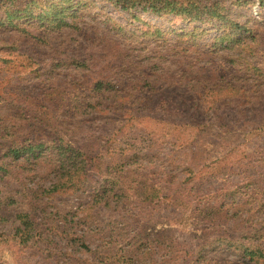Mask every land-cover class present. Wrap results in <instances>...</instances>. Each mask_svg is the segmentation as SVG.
I'll use <instances>...</instances> for the list:
<instances>
[{
	"label": "trees",
	"instance_id": "16d2710c",
	"mask_svg": "<svg viewBox=\"0 0 264 264\" xmlns=\"http://www.w3.org/2000/svg\"><path fill=\"white\" fill-rule=\"evenodd\" d=\"M101 1L132 18L138 10L173 14L188 27L173 31L171 43L155 27L149 41L175 50L188 38L180 46L185 59L197 54L222 61L209 62L203 77L174 95L169 89L175 83L147 94L144 82L133 98L115 65L97 64L105 57L91 51L87 37L78 47H84L83 58L68 48L63 58L48 51L44 58L54 63L43 79L1 86L8 98L0 107V264H264V142L247 144V138H264V23L249 27L218 0H0V51L14 48L11 35L78 28L86 17L102 14H91ZM237 2L264 11V0ZM209 31L214 37L195 45L192 39ZM192 60L182 69L195 66ZM63 63L80 76L72 89L64 88L71 91L66 98L58 82L50 85L53 67ZM75 84L80 90L73 93ZM142 121L154 124L152 133L130 137L143 138L147 154L159 141L155 125L159 133L179 136L172 141L164 134L168 146L186 134L160 163L177 170H160L148 159L142 165L138 155H128L125 129ZM177 178L194 189L159 194L150 185ZM218 182L222 187L211 191L209 183ZM83 195L65 213L52 204Z\"/></svg>",
	"mask_w": 264,
	"mask_h": 264
},
{
	"label": "rangeland",
	"instance_id": "374dc122",
	"mask_svg": "<svg viewBox=\"0 0 264 264\" xmlns=\"http://www.w3.org/2000/svg\"><path fill=\"white\" fill-rule=\"evenodd\" d=\"M218 1L223 3V5L227 8L228 13L232 14L234 19H238V21L242 23L247 22L249 27L254 26L255 22H258L259 24L264 23V11H260L257 4L249 3L247 5H241L237 2V0ZM96 7V9L92 10L91 14L100 13L101 11V15L99 14V16H97L95 19L90 18L91 16L86 17L84 20L85 22L77 24L78 28H71L63 34L56 33L42 35L39 34L42 32V30H31L32 34L30 36L25 34L20 36L9 35L10 41L14 42V48L11 51L9 49L0 51V88L1 86L5 87L9 85L8 83H12L14 79H18L21 85L20 87L26 86L27 80L36 79L35 81H38L39 79H43V77L48 73L46 71L54 63L49 57L44 58V54L48 53V51H57L60 54L58 57L63 58L62 53L66 51V48H68L67 52L70 54L72 51L83 52V55L81 56V58H83L86 55L85 50L82 49L84 47H78L83 44L87 45L85 42L87 37H91L93 39L90 43L92 49L91 51H95L96 55H102L105 57V61H99L97 64L101 65L112 63V65H115V67L118 68V71L121 72L123 81L127 84L129 83L124 89L126 92H129L133 98H136L140 93L138 90L139 83L143 84L144 82V91H147V94L151 87L154 89H159L161 86H166L167 82L175 83V85L173 84L174 87H165L163 89L166 90L170 88L169 90L174 95L182 89L181 87H183L185 83H194L197 81L196 77H203L209 71V69H211L209 67V62L216 63L215 65L218 66L219 63L217 62L222 61L211 56L202 59L201 56L197 57V54L190 55L188 59H185L183 54L180 53V51H182L180 46H184L188 41V38L179 40L180 46L175 50H170L168 48L165 49L163 45L166 42L171 43L172 39H174L173 31H178L188 27L185 21L177 16H174L173 14H164L158 16L149 12H142L138 10L133 11L136 18H132L131 16H127L125 13L114 10L108 4L103 3V1L96 3ZM106 16L110 17V20L107 22H105ZM193 25L197 26L199 24L194 23ZM155 27H158L161 33H164L165 38L163 39L168 41L165 43H158L148 40L153 37L148 35V30L151 32ZM214 35V31H209L208 33L198 36L192 40L195 45H203V43H208L209 40L214 37ZM6 38H8V36H6ZM36 38L40 40H37ZM42 38L45 39L42 40ZM191 58L193 59L191 63H194L195 66L187 68V70L182 69V67H184L183 61L189 62ZM42 59L44 62H41ZM199 59L201 60L198 61ZM2 60H7L8 63H2ZM29 61H31L32 64H29ZM53 70L54 72L50 77L52 79L50 83L52 84L50 85H53L54 82H58V88L63 89L60 95L66 98L71 91L64 90V88H71L72 81L79 82L80 76L77 74L78 71L73 69L72 66L67 65V63L54 66ZM184 71L185 74L183 73ZM133 86L135 87V90H133ZM73 89L74 90L72 92L75 93L74 91H79L80 87L75 84ZM149 95H153L152 98H155L157 94L152 93ZM3 98L8 97L1 96L0 94V107L5 105ZM161 100H163V98H159V102ZM152 101L158 102V99H153ZM207 101L208 98L205 99V102L203 103V107L206 109L209 107ZM229 106L230 105L226 106L225 110L227 112H229ZM231 107L233 106L231 105ZM136 108H138V106H134L132 109ZM2 110L3 109H1V111ZM152 125L154 124L151 122L142 121L136 122V124L129 129H125V136H128L129 139H124L123 141L130 145L126 150L130 152L128 155H138V161L142 165H145L148 160H151V164L156 162L159 167L161 166L160 170L169 169L170 167H173L174 170H177L174 166H164L160 163L166 159L168 150L175 152L178 151L180 142H182V139H186L184 138L186 134L183 138H175L178 141L176 145L168 146L164 142V134L168 133L167 136L170 138L179 136L169 132L159 133L160 127L155 125L154 128L157 132L156 136L159 141L155 144L151 143L152 153L147 154L149 145L141 142L143 138L131 139L130 136L135 137L139 135V132H145L147 134V132L150 131L152 133V131L149 129ZM146 139L150 138L146 137ZM225 139L227 142L231 141L229 137H225ZM247 139V144H261L264 142V138ZM120 142L122 143V141ZM132 144L133 147L131 148ZM247 147H250V145H247ZM153 153H156L154 157L151 156ZM157 160H159V162H157ZM176 173V176L178 177V172ZM230 178H237V176L232 175ZM156 181L157 180L153 179L150 185H152V189L159 191V194L166 192L167 188L194 189V184L192 182L185 185H180L179 182H181V180L178 178L170 185H167L165 182L156 184ZM127 182L129 183L130 187H133L131 180H128ZM228 182L236 183V181L232 180H229ZM222 185V182H218L217 184L209 183L208 186L211 191H214L217 186L222 187ZM249 189L258 188H256V185H252L250 183ZM79 197L80 198H69L67 201H52V204L54 207L64 210L63 212L65 213L74 209L76 205H80L81 202H83L82 198L85 197V195ZM2 250L0 249V255L5 254V252ZM6 261L11 263L12 258L10 256L6 257Z\"/></svg>",
	"mask_w": 264,
	"mask_h": 264
}]
</instances>
